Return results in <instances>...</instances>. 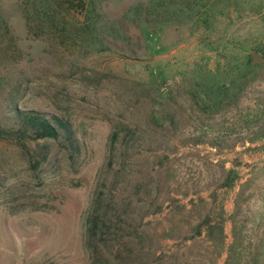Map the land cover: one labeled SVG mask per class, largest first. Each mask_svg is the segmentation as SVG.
<instances>
[{
    "label": "rangeland",
    "instance_id": "rangeland-1",
    "mask_svg": "<svg viewBox=\"0 0 264 264\" xmlns=\"http://www.w3.org/2000/svg\"><path fill=\"white\" fill-rule=\"evenodd\" d=\"M252 51L264 0H0V125L58 114L80 144L70 160L0 138V264H264V163L238 160L264 150ZM115 130L114 248L93 258L83 219Z\"/></svg>",
    "mask_w": 264,
    "mask_h": 264
},
{
    "label": "trees",
    "instance_id": "trees-1",
    "mask_svg": "<svg viewBox=\"0 0 264 264\" xmlns=\"http://www.w3.org/2000/svg\"><path fill=\"white\" fill-rule=\"evenodd\" d=\"M252 66L245 64L242 67L240 78H246V72ZM237 78V77H236ZM243 88V85L240 89ZM229 88L221 92L217 91V95L226 98ZM219 101H221L219 99ZM218 101V102H219ZM12 124L9 127L0 125V138H10L13 136L27 137L33 140L44 139L57 144L70 160L77 158L80 152V144L75 136L70 120L58 114H47L38 110H19L16 109L9 118ZM264 135L259 133L255 138ZM119 133L113 131L108 143V154L106 167L98 176L95 188L91 194L89 206L83 219L84 225V245L93 258L100 253L101 247L114 248L112 244L114 228L116 222L113 217L116 213V203L114 200V190L119 185L118 175L121 173V167L115 169L116 158L119 155L120 147H118ZM47 147H43V150ZM126 148L123 150L125 151ZM46 152V150H45ZM124 174V172H123ZM109 185V186H108ZM234 245L229 248L232 250ZM117 251H119L117 249ZM119 258V254L115 255ZM256 262V261H255ZM257 263V262H256ZM121 264V263H115Z\"/></svg>",
    "mask_w": 264,
    "mask_h": 264
},
{
    "label": "crops",
    "instance_id": "crops-1",
    "mask_svg": "<svg viewBox=\"0 0 264 264\" xmlns=\"http://www.w3.org/2000/svg\"><path fill=\"white\" fill-rule=\"evenodd\" d=\"M264 142V141H263ZM259 141H255L250 144V147L238 153V160L242 162V164L246 163L252 167L255 164L264 163V150H262Z\"/></svg>",
    "mask_w": 264,
    "mask_h": 264
},
{
    "label": "water",
    "instance_id": "water-1",
    "mask_svg": "<svg viewBox=\"0 0 264 264\" xmlns=\"http://www.w3.org/2000/svg\"><path fill=\"white\" fill-rule=\"evenodd\" d=\"M251 64L256 65V64H262L264 63V55H262L258 51H252L251 52Z\"/></svg>",
    "mask_w": 264,
    "mask_h": 264
}]
</instances>
